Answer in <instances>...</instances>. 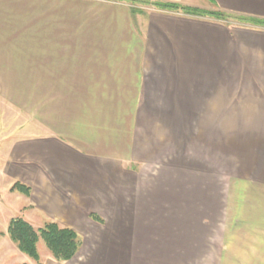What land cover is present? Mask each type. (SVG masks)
Masks as SVG:
<instances>
[{
    "label": "crops",
    "instance_id": "0c3cea01",
    "mask_svg": "<svg viewBox=\"0 0 264 264\" xmlns=\"http://www.w3.org/2000/svg\"><path fill=\"white\" fill-rule=\"evenodd\" d=\"M138 3L0 0L1 199L81 236L41 264H264V28Z\"/></svg>",
    "mask_w": 264,
    "mask_h": 264
},
{
    "label": "trees",
    "instance_id": "16d2710c",
    "mask_svg": "<svg viewBox=\"0 0 264 264\" xmlns=\"http://www.w3.org/2000/svg\"><path fill=\"white\" fill-rule=\"evenodd\" d=\"M149 4L156 9L183 12L193 16H209L223 20L228 24L253 25L264 28V18L248 16L224 10H207L194 6H187L176 2L148 1V0H120ZM236 21V22H233ZM12 191H19L28 195L30 187L22 182H15ZM94 216V215H93ZM7 234L17 245L19 250L38 264L42 263L40 244L43 243L48 252L58 261L71 260L82 246L81 236L72 228L63 226L56 221H46L42 226L35 227L22 216L11 217L8 222ZM5 232L0 228V239ZM21 264H30L23 262Z\"/></svg>",
    "mask_w": 264,
    "mask_h": 264
},
{
    "label": "rangeland",
    "instance_id": "374dc122",
    "mask_svg": "<svg viewBox=\"0 0 264 264\" xmlns=\"http://www.w3.org/2000/svg\"><path fill=\"white\" fill-rule=\"evenodd\" d=\"M138 4H140L139 6L143 7L148 12L156 10V8H154L151 5H146V4H143V3H138ZM233 22H236V21H233ZM233 25L239 26V27L250 26V25H240V24H237V23H234ZM262 78H264V77L262 76L261 79ZM238 82H231V85L238 84ZM261 82L264 83V81H261ZM238 127L239 126H236V125H230L231 150H232V147L234 148L237 145L236 141H233V140H234V137L237 136ZM233 155H235V154H233V150H232L231 151V161H230L231 168L235 164V160L233 159L235 157ZM213 159H214V163L217 165L218 162L216 161V158H213ZM218 165H220V164H218ZM3 196H4L3 192L0 191V199ZM2 204L3 205H0V207L3 208V207L6 206V208L4 209V214L5 215L2 214L3 210H0V226L6 227V223L9 221V219L11 217H13L15 215L17 216V215H20V214H19V212H17L18 211L17 208H14V206L6 205V203L3 200H2ZM34 226L37 227L36 225H34ZM7 228H8V226H7ZM4 232H5V235L3 237H1V239H0V264H21L23 262H29L30 264H38L35 261L31 260L26 254L22 253L17 248V245H15L13 243V241L11 240V238L8 236L6 228H5ZM40 251H41L42 262H43L47 258V257L45 258V256L49 255L50 253L48 252V250L46 249V247H45V245L43 243L40 244Z\"/></svg>",
    "mask_w": 264,
    "mask_h": 264
}]
</instances>
